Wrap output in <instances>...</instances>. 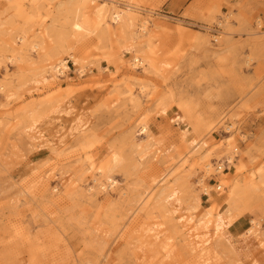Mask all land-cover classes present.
<instances>
[{
	"label": "rangeland",
	"instance_id": "374dc122",
	"mask_svg": "<svg viewBox=\"0 0 264 264\" xmlns=\"http://www.w3.org/2000/svg\"><path fill=\"white\" fill-rule=\"evenodd\" d=\"M181 1L0 0V264H264V0Z\"/></svg>",
	"mask_w": 264,
	"mask_h": 264
},
{
	"label": "bare ground",
	"instance_id": "6f19581e",
	"mask_svg": "<svg viewBox=\"0 0 264 264\" xmlns=\"http://www.w3.org/2000/svg\"><path fill=\"white\" fill-rule=\"evenodd\" d=\"M31 3H35L38 0H30ZM98 0H78L80 2L81 6V15L76 18V21L74 23V30L76 35L78 36H88L91 33V27L88 24L87 16L95 23L103 21L105 19V8L106 4H98ZM110 2V1H109ZM112 2V1H111ZM30 3V2H29ZM109 14V13H108ZM123 13H119L118 11H112L109 19L112 22V24H120L123 22ZM86 16V17H85ZM108 19V18H107ZM74 22V21H73ZM142 23V22H141ZM142 30L148 31V23L144 22L142 23ZM19 40V39H18ZM22 40V39H21ZM20 40V41H21ZM38 48L37 45L33 46V49ZM140 64V59H137L136 57L132 60V64L128 66L130 69H138ZM74 65V64H73ZM50 71L54 74V76L60 77L62 74H64L65 71L70 69L69 61L66 59H60L55 65H52L50 68ZM80 70V69H79ZM80 75H83V71L78 72ZM83 77V76H82ZM141 134L146 133V129L144 126L140 127ZM196 150V149H195ZM196 153V152H195ZM112 162H116L115 158H112ZM207 170H209V165H206ZM221 168V167H220ZM99 173H104V168H98ZM109 171V170H108ZM111 184H114V182L108 180ZM200 222V221H199ZM201 223V222H200ZM207 224L205 223L202 225V227L205 228ZM247 236L251 235L250 230H247Z\"/></svg>",
	"mask_w": 264,
	"mask_h": 264
},
{
	"label": "crops",
	"instance_id": "0c3cea01",
	"mask_svg": "<svg viewBox=\"0 0 264 264\" xmlns=\"http://www.w3.org/2000/svg\"><path fill=\"white\" fill-rule=\"evenodd\" d=\"M176 2H178V4H182V1H181V0H176ZM229 3H230V5H232V6H236V5H237V1H235V0H229ZM165 8H166V9H171L172 6H171V4H170V6H169V5H166ZM261 15H262V14H261ZM261 17H262L263 20H264V15H262Z\"/></svg>",
	"mask_w": 264,
	"mask_h": 264
},
{
	"label": "built area",
	"instance_id": "2783aa9c",
	"mask_svg": "<svg viewBox=\"0 0 264 264\" xmlns=\"http://www.w3.org/2000/svg\"><path fill=\"white\" fill-rule=\"evenodd\" d=\"M219 169H217V171H218ZM217 183L215 182L214 183V187H215V192L217 193V192H219V188H218V186L216 185Z\"/></svg>",
	"mask_w": 264,
	"mask_h": 264
}]
</instances>
